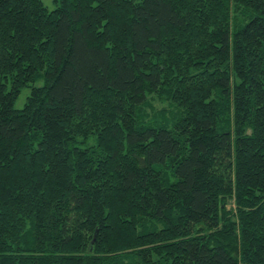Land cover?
<instances>
[{
    "label": "trees",
    "instance_id": "16d2710c",
    "mask_svg": "<svg viewBox=\"0 0 264 264\" xmlns=\"http://www.w3.org/2000/svg\"><path fill=\"white\" fill-rule=\"evenodd\" d=\"M54 2L0 0V264H264V0Z\"/></svg>",
    "mask_w": 264,
    "mask_h": 264
},
{
    "label": "rangeland",
    "instance_id": "374dc122",
    "mask_svg": "<svg viewBox=\"0 0 264 264\" xmlns=\"http://www.w3.org/2000/svg\"><path fill=\"white\" fill-rule=\"evenodd\" d=\"M43 1L49 10H53L56 8V4H55L54 0H43ZM30 92H31V90L29 88H26L22 91L21 95L19 96V98L15 102V108L16 109H22L25 106L27 97H28V95H30ZM164 108H167V110L170 109V107H168L167 104H160L157 102V103H154L153 108L149 109L148 112H149V114L154 116L155 114L162 112V110ZM89 143L90 144L94 143V139H92Z\"/></svg>",
    "mask_w": 264,
    "mask_h": 264
}]
</instances>
